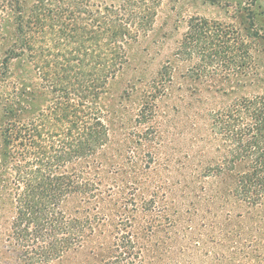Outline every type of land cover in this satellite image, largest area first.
Masks as SVG:
<instances>
[{"label":"rangeland","instance_id":"obj_1","mask_svg":"<svg viewBox=\"0 0 264 264\" xmlns=\"http://www.w3.org/2000/svg\"><path fill=\"white\" fill-rule=\"evenodd\" d=\"M18 2L0 10V58L18 43L19 7L28 38L25 55L10 58L0 78V264H28L6 241L15 204L12 162L3 156L4 109L19 124L29 122L56 96L53 81L73 82L75 73L102 64L107 77L93 98L109 136L86 170L98 196L64 208L92 221L94 237L44 264H112L115 229L124 227L134 240L130 264H216L215 252L230 245L219 234L244 209L229 196L230 177L205 174L226 149L211 117L234 100L264 96V0H159L147 30L132 27V38L122 40L106 29L124 13L123 0ZM107 11L113 17L105 20ZM197 17L236 29L251 55L243 73L199 75L195 59L177 55Z\"/></svg>","mask_w":264,"mask_h":264},{"label":"trees","instance_id":"obj_2","mask_svg":"<svg viewBox=\"0 0 264 264\" xmlns=\"http://www.w3.org/2000/svg\"><path fill=\"white\" fill-rule=\"evenodd\" d=\"M251 3L256 0H250ZM159 0H123L121 16L106 29L120 40L132 38L131 28L146 31ZM18 0H0L1 12ZM137 10L132 13L131 10ZM15 10L16 43L0 58V78L9 73L13 57L22 58L27 49L23 15ZM250 12V10H247ZM123 14L127 15L124 17ZM177 55L197 61L199 75L219 72L243 73L251 62L247 45L234 27L203 18H191L179 43ZM108 69V68H107ZM104 65L93 66L73 82L53 81L54 98L31 121L19 124L18 116L4 109L2 118L3 156L12 162L15 215L6 241L18 250L26 263H48L61 259L94 237L93 222L68 216L65 204L77 197L92 200L98 196V183L87 178L88 161L107 143L109 129L96 98L106 79ZM57 87V88H56ZM10 114V115H9ZM211 130L226 149L217 165L207 168L209 176L230 177L229 196L244 209L231 227H223L221 239L230 243L215 252L216 264H264V96L241 98L212 114ZM10 160V161H8ZM210 173V174H209ZM112 264L127 262L134 240L127 228H116Z\"/></svg>","mask_w":264,"mask_h":264}]
</instances>
